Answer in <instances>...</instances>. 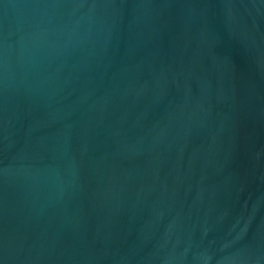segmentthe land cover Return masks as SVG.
<instances>
[{
    "label": "water",
    "instance_id": "95a60500",
    "mask_svg": "<svg viewBox=\"0 0 264 264\" xmlns=\"http://www.w3.org/2000/svg\"><path fill=\"white\" fill-rule=\"evenodd\" d=\"M0 264H73L49 0H0Z\"/></svg>",
    "mask_w": 264,
    "mask_h": 264
}]
</instances>
